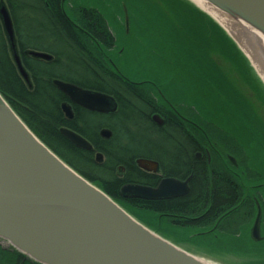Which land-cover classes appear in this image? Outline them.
<instances>
[{
	"label": "trees",
	"instance_id": "obj_1",
	"mask_svg": "<svg viewBox=\"0 0 264 264\" xmlns=\"http://www.w3.org/2000/svg\"><path fill=\"white\" fill-rule=\"evenodd\" d=\"M7 2L14 13L17 28L16 40L22 53L23 65L29 73L30 83L18 69L10 42L0 21V93L39 139L75 171L117 201L121 197L120 186L126 182V179L118 178L117 168L124 164L129 169L132 165L129 160L134 152L130 148V143L101 140L98 133V121L91 114H85L78 106L74 107L75 119L67 120L61 105L68 98L57 88L53 80L62 79L88 89L113 94L122 105H135L136 117L141 115L139 107L142 109L150 105L159 109V102L152 95L154 94L151 90L153 84L129 81L125 79L121 71L115 69L109 53L115 48L117 38L103 8L95 4L79 8L76 21L89 33L86 35L65 13L63 0H7ZM20 12L23 14L20 15ZM23 15L24 18H22ZM100 41L102 44H99ZM189 46L196 47L195 42L194 44L189 42ZM29 50L49 53L54 59L47 61L30 58L27 56ZM77 64L81 65V69H85L84 72L79 71L80 76H76V72L71 71ZM96 74L102 76H95ZM158 96L161 97L160 101L167 109L165 111L167 130L165 133L153 128L152 133L155 136L166 135L167 140L161 142L159 139H152L150 146L148 143V149L150 154L161 159L165 158L166 154L170 155L169 152L177 151L179 145L171 141V137L188 140L191 136L186 131L188 123L183 126L181 116L177 117L172 113L177 111L175 104L161 91ZM128 121L133 123L132 118ZM131 122H126L127 127L132 125ZM63 126L81 134L92 143L94 149L90 151L77 147L61 133L60 129ZM135 128L141 131L142 125L138 122ZM198 131L199 137L206 139L200 127ZM187 143L182 142V150L178 151L182 152L184 157H187ZM194 143L196 150L203 151L202 142ZM191 148L190 145L187 149L190 151ZM98 152L104 155L105 160L102 163L96 160ZM211 153L214 159L210 166L206 157L204 160L195 162L191 157V160L184 165L188 172L194 169L189 194L164 202L135 199L134 202L137 205L128 207L129 210H136L138 213L150 212L156 219L161 220L164 217L165 221H169L168 223L186 230L212 228L217 218L235 206L239 199L238 178H245L246 175L254 178L257 173L256 170L252 168L249 170L242 165L245 174H240L237 172L240 166H235L234 162L230 161V164L235 167L232 168L223 162V154L213 150ZM218 160L219 164L216 163ZM262 186L264 187V183H261ZM167 213L171 215L168 216ZM139 217L141 218L140 214ZM0 264L41 263L28 258L12 246H5L0 240Z\"/></svg>",
	"mask_w": 264,
	"mask_h": 264
},
{
	"label": "rangeland",
	"instance_id": "obj_2",
	"mask_svg": "<svg viewBox=\"0 0 264 264\" xmlns=\"http://www.w3.org/2000/svg\"><path fill=\"white\" fill-rule=\"evenodd\" d=\"M89 4L107 14L117 38L109 55L125 79L152 83L159 106L165 108L158 96L161 91L179 115L196 122L207 139L222 146L225 164L235 168L228 158L231 155L239 163L234 164L240 166L237 172L242 174L245 165L257 173L254 178H238L236 203L244 206L234 216L232 229L186 230L164 217L156 219L150 212L123 208L200 258L217 264H264V239H252L244 227L249 220L245 216V210L251 208L249 201H264V188H256L264 183V81L252 60L213 16L191 0H67V15L78 19L79 8ZM80 70L85 69L77 64L71 71L80 76ZM154 137L151 132L149 146Z\"/></svg>",
	"mask_w": 264,
	"mask_h": 264
},
{
	"label": "water",
	"instance_id": "obj_3",
	"mask_svg": "<svg viewBox=\"0 0 264 264\" xmlns=\"http://www.w3.org/2000/svg\"><path fill=\"white\" fill-rule=\"evenodd\" d=\"M205 1L264 34V0ZM0 13L13 58L30 83L18 52L12 17L6 6ZM30 54L45 60L54 58L42 51L31 50ZM53 83L70 100L62 104L69 119L74 117L72 103L98 112L118 107L109 94L60 79ZM61 133L79 148L94 149L72 129L63 127ZM96 160L103 162V154L97 153ZM231 160L237 164L234 157ZM138 162L145 169H151L149 163L158 164L147 159ZM189 189L188 181L168 178L157 188L125 185L121 195L159 200L186 195ZM260 221L261 209L253 227L255 240L261 239ZM0 240L41 264H215L155 233L75 171L39 139L1 93Z\"/></svg>",
	"mask_w": 264,
	"mask_h": 264
},
{
	"label": "flooded vegetation",
	"instance_id": "obj_4",
	"mask_svg": "<svg viewBox=\"0 0 264 264\" xmlns=\"http://www.w3.org/2000/svg\"><path fill=\"white\" fill-rule=\"evenodd\" d=\"M66 3H67V0H63V2H62L63 7H64L63 9H64L65 13L67 14L66 9H65ZM3 6L7 7L8 11L12 17L13 25H14V29H15V35H16L17 28H16L15 19H14V13L9 8L7 0H0V10ZM67 16L69 17V19L71 21L73 20L74 25L79 30L83 31L86 35L89 34L85 29H83L79 25V23L76 21V19H73L69 15H67ZM0 21H1V24H2L3 29L5 31L4 23H3V20L1 17V13H0ZM16 39H17V37H16ZM16 42H17V40H16ZM99 44H102L101 41L99 42ZM17 48H18L19 55L23 61L22 53L19 50L18 44H17ZM30 51L31 50H29L27 52V56L30 58L35 57V56L30 54ZM35 58H37V57H35ZM43 60H45V59H43ZM52 60H47V61H52ZM92 76H94V75H92ZM95 76L101 77L102 75L96 74ZM60 80H62V79H60ZM137 83H139V82H137ZM73 84H75V83H73ZM76 85H78V84H76ZM78 86L85 88L81 85H78ZM85 89H88V88H85ZM90 90L102 92V91L94 90V89H90ZM102 93H106V92H102ZM106 94H109V93H106ZM109 95L113 96L115 98V100L117 101L118 107L115 111H111V112L91 111V110H88L82 106L75 104V103H72L73 112H74V117L72 119H69L66 116L63 109H62V111H63L66 119L72 121L76 117L74 107L78 106L79 108L83 109L85 114H91V116L98 121V125H99L98 133H99L101 140H103L104 142H112V143H114V142L117 143V142L126 140L128 142V144L130 143V148L134 152V155L132 157H130L131 159L129 160V161H131L132 165H130L129 169L124 164L118 166V168H117L118 178L121 180L126 179V182H124L120 186V194H121L122 188L125 185H143V186H147V187L157 188L162 183V181H164L165 179H168V178H173L176 180H180L182 182L188 181L189 188L191 189L190 183H191L192 176L194 174V169L191 172H188V169L186 167H184V165L187 164L191 160V157L194 159V162L204 160L206 157L207 163L210 166L213 159H214V157H213L214 155L211 153L212 150L218 151L221 154H223V151H221L222 146L218 142L215 143V142H213L214 140L207 139V138L201 139L199 137V131H198L199 126H198V124L196 122H194L193 120H188L187 118H185L184 116H182L180 114V116H181L180 120L183 123V126L185 123H188L187 125L185 124L186 125V131L190 134L191 137L188 140H187V138L183 139V138L171 137V141H173V142L175 141L179 145V146H177V151L176 152H169L170 155L166 154L167 156H165V158L160 159V158L154 157L152 154L149 153L148 138H150V135H151V132L153 131V128H156L158 130H161V132L163 131L166 133L167 117L165 115V111H167V109L164 108L163 106H159V109H156L150 105L143 107L142 109L139 107L141 115L136 117V114L134 111V108L136 107L135 105L132 104L129 106H124L120 103V100L116 96H114L113 94H109ZM67 101L70 102L69 99ZM67 101H65V102H67ZM61 107H62V105H61ZM128 109L131 111H129ZM160 109H161V111H159ZM172 113H174L177 117L179 115L178 111H176V112L173 111ZM155 116H157V117H155ZM130 118L133 119V123L130 121L132 123V125L127 127L126 124L130 123L128 121ZM135 120H137V121H135ZM184 121H187V122H184ZM138 122L142 125V130L140 129L141 131H139V129L137 130L135 128V125H138ZM177 126H178V124H177ZM63 127H65V126H63ZM67 128H69V127H67ZM105 130H107V132L104 133L103 131H105ZM162 135L163 134H161V136H155L154 139H159V140H161V142H165L167 140V137H166V135L164 137ZM196 141L202 142L203 151L196 150L197 147L195 148L196 144L194 143ZM182 142L183 143L188 142L187 145L192 146L190 151H189V149H187L188 146L186 148V150H187L186 156L188 158L184 157L182 152H178V151L182 150V147H181ZM231 157H232L231 155L228 156L230 161H232ZM142 159L156 161L158 164L153 165V164L149 163L148 165L150 166L151 169H145L138 162L139 160H142ZM104 160H105V158H104ZM191 162H193V160ZM236 163L237 164H235V163L234 164L238 165V162H236ZM226 171L228 172V170H226ZM231 172H232V170H231ZM242 174L243 175L245 174V170H242ZM257 186L261 187V184H258ZM262 188H264V187L262 186ZM190 189H189V192H190ZM258 189H260V188H258ZM189 192H188V194H189ZM260 193H259V195H260ZM186 195L172 196L170 198L159 199V200L164 202V201L179 199V198L184 197ZM135 199H138V198H126V197L121 195V197H119L117 201L125 209L129 210L128 207L133 206V205L134 206L137 205L134 202ZM141 200H143V199H141ZM249 204L251 205V208L249 207L250 208L249 210H245V216H247L249 220H248V222H246V225L244 227H246L251 238L255 239L253 236V227L255 225V221H256V218L258 216L259 210L261 209L260 238L264 239V236H263L264 235L263 234V227L264 226L262 224V220L264 218V201H261V200H258V201L254 200L253 201L252 200V201H249ZM242 205L244 206V203L243 204L236 203L235 206H233L231 209H229L228 211L221 214L217 218L218 220H217L216 224H214L213 229H219L220 226H224V227L227 226L226 229H228V228L232 229L230 226L233 225V222H234L233 219L235 218L234 216L241 211L239 209ZM246 206H247V203H246ZM166 215L170 216L171 214L167 213ZM254 215H255V217H254ZM253 217H254V220H252ZM245 220H247V218ZM251 220H252V222H251ZM222 221H224V224ZM235 228H234V230H235Z\"/></svg>",
	"mask_w": 264,
	"mask_h": 264
},
{
	"label": "bare ground",
	"instance_id": "obj_5",
	"mask_svg": "<svg viewBox=\"0 0 264 264\" xmlns=\"http://www.w3.org/2000/svg\"><path fill=\"white\" fill-rule=\"evenodd\" d=\"M191 1L213 16L216 22L219 23L228 34H231L232 39L239 45L247 58L252 60L253 68L256 69L255 71L258 72L261 79L264 81V34L243 20L218 9L205 0ZM201 259L209 263H215L204 258Z\"/></svg>",
	"mask_w": 264,
	"mask_h": 264
}]
</instances>
